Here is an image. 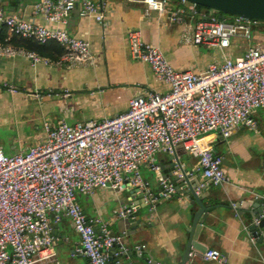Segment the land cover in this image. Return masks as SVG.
<instances>
[{
  "label": "built area",
  "instance_id": "2783aa9c",
  "mask_svg": "<svg viewBox=\"0 0 264 264\" xmlns=\"http://www.w3.org/2000/svg\"><path fill=\"white\" fill-rule=\"evenodd\" d=\"M196 17L191 30L180 36L187 46H207L223 51L231 39L242 36L251 40L253 33L264 31V22L242 16L219 19L212 10L179 0ZM76 0H41L34 7L45 21L65 26ZM168 0H142L146 11L166 13ZM82 13L103 23V6L82 0ZM185 9L171 13L176 22ZM9 36L32 40L39 45L55 42L63 49L62 62L73 65L93 63L87 41L76 39L65 29L48 28L26 22L0 9V30ZM131 59L147 64L155 77L168 86V92H149L132 98L126 111L99 121H88L56 127L44 124L45 141L25 153L5 155L0 147V264H35L55 257L52 224L68 218L80 239V251L87 264H108V252L118 236L103 229L96 234L98 220L87 219L78 196H89L98 188L122 191L127 185L144 188L139 168L144 166L159 173L154 162L160 151L171 154L181 146L198 158L204 182L200 187H219L229 178L221 158L200 143L199 138L217 132L228 138L238 127L253 129L252 113L264 108V47L251 46L240 58L225 57L220 64L210 65L202 73L177 71L156 46L143 41L139 30L127 32ZM23 56L33 65L49 60L24 47L0 41V58ZM9 94L19 90L0 83ZM52 92H35L42 101ZM163 198L175 194L171 183L162 181ZM53 214V219L48 214ZM135 213L134 207H120L115 214L125 218ZM102 232V230H101ZM139 251L142 246L137 247ZM205 261L228 264L217 250L202 254Z\"/></svg>",
  "mask_w": 264,
  "mask_h": 264
},
{
  "label": "crops",
  "instance_id": "0c3cea01",
  "mask_svg": "<svg viewBox=\"0 0 264 264\" xmlns=\"http://www.w3.org/2000/svg\"><path fill=\"white\" fill-rule=\"evenodd\" d=\"M40 1H0V9L29 23L63 28L76 39L87 41L93 63L71 66L62 62L60 56L64 51L52 41L45 44L44 55L38 54L49 60L47 65H33L23 56L0 58V83L14 85L19 90L17 94H9L0 89V147L5 151L7 144L8 156L25 153L30 147L43 143L45 123L56 127L61 123L99 121L126 111L130 100L136 96L168 92V86L155 77L147 64L130 58L129 30H139L145 43L158 47L169 64L182 72L202 73L210 65L220 64L225 57L240 58L251 46L264 47V31L254 32L251 40L235 36L223 51L182 44L181 34L193 28L196 17L179 0H168L166 13L162 15L147 12L142 0H92L103 6L102 24L85 16L82 0H76L65 26L47 22L42 14H36L34 7ZM182 8L185 12L171 23V13ZM35 92H52V95L38 101L33 96ZM252 119L253 129L238 127L228 138L217 132L199 138L203 146L221 158L222 168L229 178L222 186L200 187L204 180L198 158L181 146L174 148L179 167L191 174L194 185L198 184L193 195L203 197L202 200L197 198L200 211H205L203 205L209 203L212 194L217 197L213 204L225 206L220 215H208L204 225L198 227L194 240L191 239L193 247L189 245V237L196 224L191 217L194 206L181 193L167 199L149 197L146 204H152L151 208H141L144 206L142 200H132L129 185L122 191L98 188L89 196L77 198L87 219L98 220L95 226L100 233L106 230L120 207L133 206L136 216L141 213L143 233L128 236L134 224L126 230L125 238L108 231L109 235L119 237L118 243L123 245V253H127L121 256L118 251L111 253L109 250L112 264H216L202 258L207 250L219 251L228 264H264V244H257L244 229L246 226L239 216L252 211V205L257 206L255 200L264 199V108L254 111ZM154 162L161 166L159 176L161 168L166 169L168 165L167 152H158ZM139 172L152 187L154 172L144 166H140ZM139 203L141 206L137 210ZM48 217L52 220L53 214L49 213ZM52 234L55 257L35 264L88 263L80 251L79 236L68 218L53 223ZM63 236L69 242L68 247L74 250L73 254L62 244ZM138 244L142 246L140 251Z\"/></svg>",
  "mask_w": 264,
  "mask_h": 264
},
{
  "label": "water",
  "instance_id": "95a60500",
  "mask_svg": "<svg viewBox=\"0 0 264 264\" xmlns=\"http://www.w3.org/2000/svg\"><path fill=\"white\" fill-rule=\"evenodd\" d=\"M7 1V0H0ZM79 1V0H78ZM188 2L194 3L200 7H204L206 9L212 10L215 13H218V18L223 19L225 15L229 16H242L249 19H255L264 22V0H186ZM71 21V20H70ZM174 148L171 151V154L167 152L168 156V165L166 169L161 168L162 174L158 176L160 173L154 172V184L152 187L146 184L144 188L140 187H132L130 190V194L132 196V200H142L144 206H141L140 203L136 206L139 209L145 208L146 206L151 208L152 204H146V200L149 197L153 199L159 200L163 197L164 185L162 181H166V183H171L175 188V194H183L186 196V199L191 203V206H194V212L191 213V217L196 224L193 226V232L189 237V245L193 247L194 236L196 235V231L199 226H203L208 215L214 213L215 217L220 215L221 210L225 207L224 204H213V201L217 200V197L214 194L211 195L209 199V203L203 205L205 211H200L199 203L197 202V198L200 197L199 194L193 195V192L196 193L197 185H194L193 180L191 179V174L186 173V171L181 170L179 167L176 157L174 156ZM161 167V166H159ZM157 174V175H156ZM198 193V192H197ZM203 197L199 199L202 200ZM257 204L255 206L252 205V211L242 212L239 214L242 217L244 222V229L257 240V244H264V199L261 201H254ZM223 206V207H222ZM132 227L130 228V225ZM143 222L141 219V213H138L137 216L135 214L129 215L125 218L118 217L115 213L113 219L106 226V232L112 231L117 232L120 235V238H125L126 230L131 229V232L128 236L137 235L143 233ZM134 226V227H133ZM96 234H100V230H97V226L94 227ZM62 244L66 245L68 252L70 254L74 253L72 248H69V242L66 240V237L63 236ZM141 246V244H138ZM123 245L119 243H115L110 252H119L121 256H126V252L123 253ZM138 246V247H139ZM190 247V246H189ZM188 247V248H189ZM132 253L130 252V255ZM140 256V255H139ZM113 257L109 258L110 264H112Z\"/></svg>",
  "mask_w": 264,
  "mask_h": 264
},
{
  "label": "trees",
  "instance_id": "16d2710c",
  "mask_svg": "<svg viewBox=\"0 0 264 264\" xmlns=\"http://www.w3.org/2000/svg\"><path fill=\"white\" fill-rule=\"evenodd\" d=\"M201 9L208 10L204 7H200ZM218 16V13H216ZM229 15H225L224 17H227ZM0 41L4 43H11L15 46H21L26 48L27 50L34 51L39 55H44L43 50L46 48L44 45H39L38 43L32 41V40H26V39H18L14 36L7 35L6 29L2 28L0 30ZM50 43V42H49ZM61 49V48H60ZM60 52V51H58ZM61 53V52H60Z\"/></svg>",
  "mask_w": 264,
  "mask_h": 264
},
{
  "label": "rangeland",
  "instance_id": "374dc122",
  "mask_svg": "<svg viewBox=\"0 0 264 264\" xmlns=\"http://www.w3.org/2000/svg\"><path fill=\"white\" fill-rule=\"evenodd\" d=\"M227 18H229V16H227ZM6 145H7V144H5V147H4V150H5V151H3V150H2V151H3V153H5V154L7 155V153H6L7 151H6V150H7L8 147H7ZM79 196H82V195H79ZM79 196H78V197H79Z\"/></svg>",
  "mask_w": 264,
  "mask_h": 264
},
{
  "label": "bare ground",
  "instance_id": "6f19581e",
  "mask_svg": "<svg viewBox=\"0 0 264 264\" xmlns=\"http://www.w3.org/2000/svg\"><path fill=\"white\" fill-rule=\"evenodd\" d=\"M175 196V195H174ZM167 199V198H166ZM79 202V201H78Z\"/></svg>",
  "mask_w": 264,
  "mask_h": 264
}]
</instances>
